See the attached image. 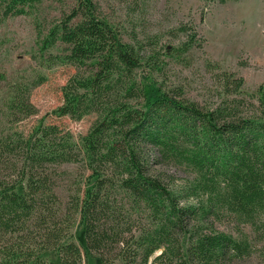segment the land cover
<instances>
[{"label":"trees","instance_id":"obj_1","mask_svg":"<svg viewBox=\"0 0 264 264\" xmlns=\"http://www.w3.org/2000/svg\"><path fill=\"white\" fill-rule=\"evenodd\" d=\"M71 1L39 42L41 51L64 46L53 57L74 69L52 113L95 119L77 138L41 122L27 134L0 132V233L27 245H0V264H81L88 256L98 264H223L250 256L248 235L233 238L213 221L247 224L264 241V83L249 94L241 77L218 74L217 99L202 106L158 82L153 56L145 60L123 40L94 0ZM39 2L0 0V19L25 16ZM192 33L176 52L201 46ZM5 106L11 123L36 113L20 84ZM68 164L86 174L59 213L49 169ZM167 164L192 178L175 183L154 173ZM76 218L79 244L69 230ZM30 228L42 229L34 244Z\"/></svg>","mask_w":264,"mask_h":264},{"label":"rangeland","instance_id":"obj_2","mask_svg":"<svg viewBox=\"0 0 264 264\" xmlns=\"http://www.w3.org/2000/svg\"><path fill=\"white\" fill-rule=\"evenodd\" d=\"M99 14L121 34L123 40L140 48L148 60L153 56L160 69L153 75L168 88L179 87L191 101L211 105L219 93L215 80L218 74L234 73L244 80V90L252 94L264 83V0L228 1L224 4L208 0H94ZM71 0H41L30 13L0 19V132L29 133L42 124H55L69 131L74 138L86 134L95 114L80 120L58 117L52 112L61 105V86L74 73L71 66L58 63L64 46L56 44L40 50L41 38L67 13ZM194 32L200 47L186 53L175 51ZM173 49L174 52H171ZM48 56H52L50 59ZM14 84L28 88L29 101L36 108L34 115L11 123V110L5 106ZM156 169V170H155ZM156 174L165 179L175 176V183L191 179L190 171L173 165L156 167ZM50 184L61 200L55 204L61 212L64 203L82 184L85 170L80 164L50 168ZM216 230L237 238L238 230L248 235L252 253L242 259L226 260L223 264H264V248L250 226H236L226 217L213 221ZM27 232L31 243L38 242L42 229ZM72 240L82 242L78 219L70 227ZM35 238V239H32ZM2 249H22L23 238L0 233ZM81 264H98L88 256Z\"/></svg>","mask_w":264,"mask_h":264}]
</instances>
